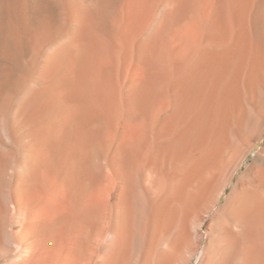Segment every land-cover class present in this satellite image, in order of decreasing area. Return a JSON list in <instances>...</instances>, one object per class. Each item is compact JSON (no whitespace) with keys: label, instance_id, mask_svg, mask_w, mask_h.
I'll return each mask as SVG.
<instances>
[{"label":"bare ground","instance_id":"obj_1","mask_svg":"<svg viewBox=\"0 0 264 264\" xmlns=\"http://www.w3.org/2000/svg\"><path fill=\"white\" fill-rule=\"evenodd\" d=\"M263 99L264 0H0V262L125 264L211 212L200 264H264Z\"/></svg>","mask_w":264,"mask_h":264},{"label":"rangeland","instance_id":"obj_2","mask_svg":"<svg viewBox=\"0 0 264 264\" xmlns=\"http://www.w3.org/2000/svg\"><path fill=\"white\" fill-rule=\"evenodd\" d=\"M262 102H264V99L262 100ZM263 104L264 103H262V104L260 103V105L258 107L260 109H258V111L256 110L255 114H257L256 116L258 117V119L255 116H253L252 117L253 120H251L252 121L251 129H254V130H251V131H253V132H251V135L257 136V138L260 137L261 140L258 139L259 142L257 143V145L254 146V148L251 146L252 149L250 151L251 147H250V143L248 141L249 139H247V138H249L248 136L250 134L248 135V133H246V135H247L246 139L247 140H245V138H244L245 134H244V136H242L243 137L242 140L240 139L241 140L240 141L241 144L243 143V140L246 141V143H247L246 144L244 142L246 145L245 144L242 145L243 148H244V149H242L243 152H242V150H240V152H242V154L240 153L242 158L245 157L246 152H247L246 158L244 160L245 161L244 163H246V164L247 163L251 164L252 162H254L256 156L260 154L261 149L264 146V119H263L264 116H262V115H264V111H262L263 114H262V112H260L264 108V107H262ZM254 126H255L256 129L254 128ZM258 135H260V136H258ZM248 147H250V148H248ZM249 151H250V153L248 154ZM236 164H237V162L235 163L234 167L237 168L238 166H236ZM236 168L232 167L231 171H233V169H236ZM238 171H237V174H236L237 178L240 177V176H244L246 174V171H247L246 170V165L244 164L242 168L238 169ZM231 190H232L231 186L228 187V191H231ZM225 198H226V195H223L222 200L224 201ZM211 227H212V213L211 212L209 214L208 213L206 214V212H205L204 214L201 215V218L198 217L197 219H193L192 221H190V229H191V233L194 236H193V238H190L188 240V242L185 243V244H182V239H180V236H181L180 230H179L180 226L176 227L174 229V231L170 235H168L166 238L157 239L158 241L156 240V238L154 236L150 235L151 231H150V229H148L150 232L147 230L146 234L143 235V237H138V238L134 239L133 246H135V247H133L134 250L132 252V254H134V255H133V257L131 256L132 254L130 256H127L126 260H125V264H131V263L132 264H182V263L183 264H186V263L187 264H200L199 258L201 257L204 249L208 246L209 234L211 233ZM195 234H196L197 239L195 237ZM203 234H204V236H203ZM172 235H174V236H172ZM168 238H170V239L168 240ZM148 239H150V240H148ZM153 240L154 241L156 240V242H154ZM149 242L150 243L153 242L152 243L153 245L151 244V246H150ZM180 242H181V245L179 244ZM194 242H196V244H198V245L195 246ZM6 243L10 244V241L6 240ZM154 243H155V247L153 248ZM193 248H195V249H193ZM3 249H4V246H3ZM150 250H151V253H153V255L150 253ZM154 250H156V251H154ZM193 250H195V251H193ZM190 251L191 252L193 251L194 254L191 253ZM0 252L1 253L3 252L2 251V246L0 248ZM36 254H33V256L36 257L37 256ZM41 254H42V252H41ZM48 254L47 253L44 254V256L48 255V258H47V256H45L47 258V259L45 258L46 260L43 258V254L40 255V252L38 253V255L40 257L38 259H37V257H36V259H34L32 257V253L30 251H28V252L23 253L22 255H20L18 257H15L11 261V263L9 262V264H14L15 262L17 264H22V263H24V264H27V263L28 264H35L36 263L37 264L38 263L37 261H39L40 264H43V263L44 264H55L57 262L56 260L59 258V255H55L53 253H48ZM51 255H52V257H51ZM149 255H151L152 257L149 256ZM192 256H193V258H192ZM29 257H31V258H29ZM62 257H63V255H61L60 262L58 261L57 264H61L64 259H66L67 262L66 261H63V262L64 263L66 262V264L68 263L69 259H67L65 257H63L64 259H62ZM52 259H54L53 260L54 263L52 262ZM128 259H129V261H128ZM29 260H33V262L30 261V263H29ZM34 260H35V263H34ZM43 260H45L46 263ZM185 260L186 261L190 260V261L185 262ZM26 261H27V263H26ZM12 262H14V263H12ZM64 263H62V264H64ZM0 264H3V263L0 262ZM68 264H70V262Z\"/></svg>","mask_w":264,"mask_h":264}]
</instances>
